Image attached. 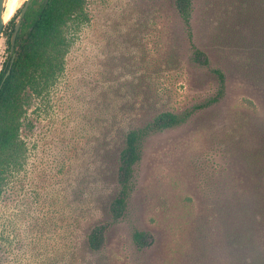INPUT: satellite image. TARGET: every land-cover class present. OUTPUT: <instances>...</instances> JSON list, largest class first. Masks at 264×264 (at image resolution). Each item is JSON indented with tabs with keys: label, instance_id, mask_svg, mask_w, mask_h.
I'll return each mask as SVG.
<instances>
[{
	"label": "rangeland",
	"instance_id": "obj_1",
	"mask_svg": "<svg viewBox=\"0 0 264 264\" xmlns=\"http://www.w3.org/2000/svg\"><path fill=\"white\" fill-rule=\"evenodd\" d=\"M192 29L209 67L192 61L175 0H85L63 72L26 109L25 160L0 197V264H264V0H194ZM214 68L224 98L146 139L113 222L121 129L152 118L146 93L157 111L206 103ZM105 223L93 252L86 236ZM136 230L149 234L143 249Z\"/></svg>",
	"mask_w": 264,
	"mask_h": 264
},
{
	"label": "trees",
	"instance_id": "obj_2",
	"mask_svg": "<svg viewBox=\"0 0 264 264\" xmlns=\"http://www.w3.org/2000/svg\"><path fill=\"white\" fill-rule=\"evenodd\" d=\"M175 7L192 47V61L199 66L209 67V56L193 40L194 0H175ZM84 8L85 0H32L13 53L11 37L22 9L13 16L4 31L10 55L4 71L0 74V197L8 176L25 160L26 144L21 137V130L26 109L34 93H40L63 72L70 46L69 34L74 24L82 17ZM212 71L217 76L219 88L217 95L206 103L183 113L171 110L157 111L152 109L153 105L146 93L144 107H150H143V111H152V118L142 127L129 126L127 129H121L118 136L122 146L117 152L118 155H114L118 193L106 206L113 222L120 221L128 209L136 186L135 167L142 160L146 139L152 134L184 124L195 111L217 104L224 98L226 75L219 68ZM119 116L120 113L114 111L113 131L119 127ZM109 228L110 223H105L90 229L86 236L90 250L98 252L103 248ZM133 238L140 249L149 244V234L146 232L136 230Z\"/></svg>",
	"mask_w": 264,
	"mask_h": 264
},
{
	"label": "water",
	"instance_id": "obj_3",
	"mask_svg": "<svg viewBox=\"0 0 264 264\" xmlns=\"http://www.w3.org/2000/svg\"><path fill=\"white\" fill-rule=\"evenodd\" d=\"M8 0H0V41L2 39V32L4 30V26L6 25V22L5 21V10H6V3H7ZM31 1L32 0H26L23 7H22V10H21V13L18 17V20L16 22V25H15V28H14V32L12 34V37H11V53L14 52V49H15V44H16V40H17V37H18V34H19V31H20V28H21V25H22V22H23V19L28 11V8L31 4ZM14 61V58L12 60V63ZM12 66V65H11Z\"/></svg>",
	"mask_w": 264,
	"mask_h": 264
},
{
	"label": "bare ground",
	"instance_id": "obj_4",
	"mask_svg": "<svg viewBox=\"0 0 264 264\" xmlns=\"http://www.w3.org/2000/svg\"><path fill=\"white\" fill-rule=\"evenodd\" d=\"M24 0H8L6 3L5 20H8L14 16L21 2Z\"/></svg>",
	"mask_w": 264,
	"mask_h": 264
},
{
	"label": "flooded vegetation",
	"instance_id": "obj_5",
	"mask_svg": "<svg viewBox=\"0 0 264 264\" xmlns=\"http://www.w3.org/2000/svg\"><path fill=\"white\" fill-rule=\"evenodd\" d=\"M2 34H3V32H2ZM10 55V54H9ZM9 59V58H8Z\"/></svg>",
	"mask_w": 264,
	"mask_h": 264
}]
</instances>
